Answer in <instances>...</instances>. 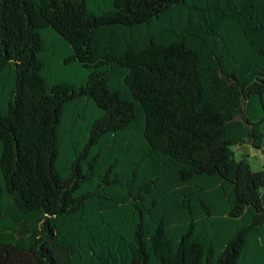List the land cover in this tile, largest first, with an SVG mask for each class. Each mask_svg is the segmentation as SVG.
Returning <instances> with one entry per match:
<instances>
[{
	"label": "trees",
	"instance_id": "trees-1",
	"mask_svg": "<svg viewBox=\"0 0 264 264\" xmlns=\"http://www.w3.org/2000/svg\"><path fill=\"white\" fill-rule=\"evenodd\" d=\"M264 0H0V264H264Z\"/></svg>",
	"mask_w": 264,
	"mask_h": 264
},
{
	"label": "rangeland",
	"instance_id": "rangeland-1",
	"mask_svg": "<svg viewBox=\"0 0 264 264\" xmlns=\"http://www.w3.org/2000/svg\"><path fill=\"white\" fill-rule=\"evenodd\" d=\"M233 149L238 158H246L249 161V164L254 171L264 172V149H255L250 143H247L244 146H236Z\"/></svg>",
	"mask_w": 264,
	"mask_h": 264
}]
</instances>
